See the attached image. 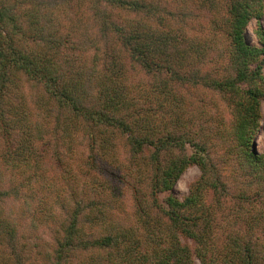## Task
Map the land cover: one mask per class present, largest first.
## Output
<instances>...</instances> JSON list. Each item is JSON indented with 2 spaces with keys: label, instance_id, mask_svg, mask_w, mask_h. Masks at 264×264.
<instances>
[{
  "label": "trees",
  "instance_id": "16d2710c",
  "mask_svg": "<svg viewBox=\"0 0 264 264\" xmlns=\"http://www.w3.org/2000/svg\"><path fill=\"white\" fill-rule=\"evenodd\" d=\"M50 1L0 0V264H264V0Z\"/></svg>",
  "mask_w": 264,
  "mask_h": 264
},
{
  "label": "rangeland",
  "instance_id": "374dc122",
  "mask_svg": "<svg viewBox=\"0 0 264 264\" xmlns=\"http://www.w3.org/2000/svg\"><path fill=\"white\" fill-rule=\"evenodd\" d=\"M37 1H40V0H37ZM42 1H45V0H42ZM48 1L51 2V4H52V1H50V0H48ZM260 30L264 32V15L259 21L252 20L249 22V24L245 30V36H246L247 42L250 44L258 46L259 43H258L257 34H258V32H260ZM263 73H264V71H263ZM189 91L195 92L192 90H189ZM200 94H201L200 96H196L194 98H191V93H189V94L185 93V95L188 97L187 99L192 100L193 102H195L197 99H202V98L204 100L210 99L211 104H208L204 108L201 107L202 105H204L203 103L195 102L196 108H200L201 111L203 110V111H205V113L207 112V118L206 119H209V117H211L213 120V124L215 126L216 125L220 126L219 122L221 121V117H223L222 114L226 109V105L224 103V100L217 95H215V96L207 95L204 91H201ZM261 110H262V114H263V119L260 123V127H259L258 134L256 136V140L253 142L254 148L259 152L264 151V100L261 102ZM195 117H197V116H195ZM201 122L202 121H200V123ZM217 142L222 143V141H220V140H217ZM199 175H200V171L196 166L188 168L181 175V177L178 179V181L176 182L175 187H174V196L179 200H181L184 196H186L188 194L189 187L193 184V182H195L197 180Z\"/></svg>",
  "mask_w": 264,
  "mask_h": 264
}]
</instances>
